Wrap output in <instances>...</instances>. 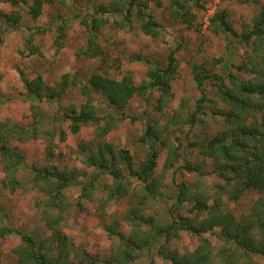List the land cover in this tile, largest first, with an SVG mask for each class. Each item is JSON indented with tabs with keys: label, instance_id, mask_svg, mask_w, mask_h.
I'll use <instances>...</instances> for the list:
<instances>
[{
	"label": "trees",
	"instance_id": "16d2710c",
	"mask_svg": "<svg viewBox=\"0 0 264 264\" xmlns=\"http://www.w3.org/2000/svg\"><path fill=\"white\" fill-rule=\"evenodd\" d=\"M245 1L262 7L251 24H244L241 33L234 31L226 10L215 12L209 26L215 33L229 39L230 53H234L239 46L244 47L246 62L236 66L230 59L219 73L193 65L194 82L201 96L194 112L190 113L183 105L179 115L171 120L176 123L186 116L187 123L197 125L204 117L222 119L225 126L222 131L206 142L191 143L192 147H197L212 160L213 173L218 179L214 196L209 197L186 182L177 184L178 190L173 196L165 194L164 186L154 178L160 157L158 143L169 148L165 171L174 168L173 173L187 171L197 173L199 177H205L207 172L203 164H193L189 159L183 166H177L181 156L171 143L170 136L151 123L147 124L139 140L148 152L138 168H135L127 150L115 154L113 146L107 143L98 142L96 150L90 145L80 144L83 162L95 170L92 177L81 184V199L90 198L98 189V182L100 186L107 187L102 180L104 175L114 181L110 189L111 198L127 196L134 180L143 185L141 199L128 215L131 231L126 233L121 230L118 222L106 228L111 237L118 239V244L102 261H93L85 249L76 246L63 230L69 209L66 191L76 184L79 172L63 171L53 161L42 167L31 164L13 143L46 140L49 146L46 154L50 160L55 157V139L65 142L68 133L78 135L84 127H95L97 138H105L127 118L135 121L126 113V107L134 97L149 103L151 96L160 92L159 106L162 107L171 96L172 82L178 75L177 50L170 53L165 66L140 54L130 55V61L145 64L148 68L147 79L140 84L134 83L130 76L117 81L94 74L86 81L79 74H66L57 84L50 86L41 75L32 80L22 75L24 96L31 115L20 122L0 121V163L5 174L3 184L11 194L20 191L41 194L36 205L46 233L38 231L37 234L36 231H25L0 222V239L17 236L21 240L14 250L16 264H135L142 256L149 258L148 264H154L153 250L156 247L157 255L169 264H259L256 258L264 259V5L259 0ZM4 2L12 7H19L22 3L27 5L29 16L36 20L41 16L43 7L55 3V0H32L30 6L27 0ZM200 2L174 0V18L191 15L193 7L203 8ZM149 5L148 0H112L108 5H100L94 13L79 18L85 29L86 42L77 51V56L105 60L108 53L101 45V32L110 23L125 31L138 26L144 34L157 38L162 26ZM194 18L192 14L191 19ZM55 19L58 23L56 47L60 49L64 46L70 18L56 15ZM11 31L26 33L21 54L40 53L35 37L42 35L44 29L25 26L22 15L17 11L9 15L0 14V42L3 35ZM243 74L250 75L249 79L241 76ZM207 85L217 99L210 97ZM71 90H79L85 99L79 110L65 107L63 111L55 109L52 114L45 111V104H54ZM97 95H100L99 99ZM64 124L68 125V130ZM250 191L258 192L260 197L248 214L236 217L227 209L223 197H228L230 202H238ZM150 196L175 199L166 220L145 214ZM191 201L195 202L194 206L187 208ZM185 209H191L195 216L182 215ZM181 232L199 239L194 251L181 254L169 247V242L178 239ZM205 235L215 237L218 243L213 244Z\"/></svg>",
	"mask_w": 264,
	"mask_h": 264
},
{
	"label": "rangeland",
	"instance_id": "374dc122",
	"mask_svg": "<svg viewBox=\"0 0 264 264\" xmlns=\"http://www.w3.org/2000/svg\"><path fill=\"white\" fill-rule=\"evenodd\" d=\"M29 6L32 0H27ZM112 0H55L51 5H45L41 16L33 20L29 16V8L25 4L19 7L0 0V14L9 15L13 11L19 12L23 17V23L27 27H41L42 35L35 37V44L40 53L36 55L21 54L25 46V32L11 31L3 35L0 42V121H24L31 115L29 103L24 93L25 87L22 75L29 79H35L39 75L50 86H54L62 76L79 74L84 80L98 74L120 81L123 77L130 76L134 83L140 84L147 79V66L129 60L132 54H140L151 58L161 66L167 65V57L173 50H177L175 57L178 60V75L172 82L171 96L159 106L161 93L155 92L146 103L140 97H134L126 107V113L133 118H127L105 138H97L95 127H84L80 134L68 133L65 142L55 139L54 155L47 158L48 143L46 140L14 141V145L26 155L29 163L39 167L53 161L61 170H77L79 178L76 184L66 191L69 209L63 222L64 232L71 238L76 246L85 249L93 261L104 260L118 244V239L111 237L106 228L118 222L120 229L126 233L131 231L129 221L130 209L136 207L141 199L143 185L137 181L132 182L127 196L111 198L110 189L113 184L112 177L102 176L107 187L96 183V189L90 198L81 199L82 183L90 179L95 172L83 162L79 152L80 144L90 145L96 150L98 142L113 146L115 154L121 150H127L133 160L135 168H138L147 155V148L139 142L142 133L148 123L157 126L167 136L178 150L180 158L177 166H183L186 159L193 164L201 163L205 167L207 175L199 177L197 173L187 171L174 172V168L165 171V162L169 156V148L158 143L160 157L154 173V178L164 186L165 194L173 196L177 190V184L186 182L201 193L211 197L215 194L214 187L218 179L213 173L212 160L206 158L197 147H192L193 142H206L225 126L220 117H204L197 125L185 121L186 116L179 122L171 120L179 115L181 106H185L190 113L194 112L197 100L201 96L200 90L194 82L193 65L204 67L211 73L222 72L224 64L231 59L232 63L240 66L246 62V50L239 46L234 53L228 50L229 39L223 34H217L210 25V18L218 10H226L229 14L228 21L233 25L234 31L241 33L244 24H251L253 17L262 6L247 3L245 0H201L203 8L193 7L186 17L174 18V0H148L150 11L157 22L162 26V32L157 38L144 34L138 26L129 31L119 30L113 23L106 25L101 32V45L108 56L103 58H80L77 51L85 45V29L81 26L79 18L94 13L100 5H108ZM264 5V0H259ZM160 2V5H158ZM259 2V3H260ZM194 5V4H193ZM62 15L69 19L67 33L62 48L56 47L57 26L55 16ZM113 21V19L111 20ZM238 72V71H235ZM238 74H240L238 72ZM249 79L250 75H241ZM210 97L217 99L211 93V87L207 85ZM100 98V95H97ZM85 99L79 90L68 91L63 99L44 105L49 114L55 109L63 111L65 107H75L77 110ZM221 106L223 104L221 103ZM186 115V114H184ZM68 130V125L64 124ZM173 173V174H172ZM5 174L0 163V222L25 231H36L37 234L46 233L42 223L41 212L36 201L41 198L37 191L18 192L11 194L4 188ZM260 197L256 191H250L243 195L238 202H230L228 197L223 200L227 203V209L236 217L248 214L255 201ZM174 198H154L150 196L145 206V214L155 218L166 220L169 217L170 206ZM81 202V205H79ZM195 202L191 201L187 208H192ZM187 217H194L191 209L181 212ZM39 231V232H38ZM213 244L218 241L215 237L205 235ZM199 239L186 232H181L178 239L171 240L169 247L181 254L194 251L199 245ZM21 244L17 236H9L0 239V264H16L17 257L14 250ZM154 264H169L157 255V247L153 250ZM259 264H264V259L256 258ZM149 258L142 256L135 264H148Z\"/></svg>",
	"mask_w": 264,
	"mask_h": 264
}]
</instances>
